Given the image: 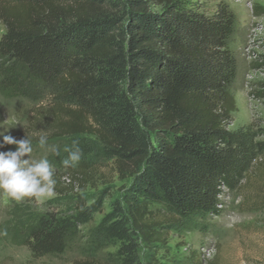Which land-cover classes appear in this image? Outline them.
<instances>
[{"label": "trees", "instance_id": "trees-1", "mask_svg": "<svg viewBox=\"0 0 264 264\" xmlns=\"http://www.w3.org/2000/svg\"><path fill=\"white\" fill-rule=\"evenodd\" d=\"M0 21V95L58 91L51 113L65 143L49 159L95 150L131 180L88 242L94 260L115 251L77 264H143L142 245L166 241L157 208L172 222L218 216L222 189L254 154L250 133L228 128L238 67L227 6L209 17L192 0H0ZM93 210L41 218L23 245L35 259L62 256Z\"/></svg>", "mask_w": 264, "mask_h": 264}, {"label": "rangeland", "instance_id": "rangeland-1", "mask_svg": "<svg viewBox=\"0 0 264 264\" xmlns=\"http://www.w3.org/2000/svg\"><path fill=\"white\" fill-rule=\"evenodd\" d=\"M192 1L206 16H213L220 5L227 6L235 16L229 48L238 70L232 87L235 111L228 128L248 131L254 154L239 184L232 190L222 189L218 216L172 222L157 208L159 218L166 225V241L152 249L142 245L141 261L143 264H264V0ZM5 31L0 21V38ZM57 94L58 91L41 88L38 94L33 92L31 99L8 100L0 95V131L9 128L6 135L30 138L32 159L45 156L49 159L55 148L65 143L54 132L58 119L51 113V107ZM40 135L47 136V149L39 147ZM86 139L94 142L93 137ZM8 150H15V146L0 149ZM49 161L54 166L56 180L52 196L16 201L0 191V264H77L89 258L95 262L115 251L108 248L94 260L89 256L88 242L113 204L123 202L131 180H121L113 163L102 160L95 150L82 157L75 167ZM79 203L94 210L91 221L81 227L78 240L62 256L33 258L23 245L28 227L51 214L75 215Z\"/></svg>", "mask_w": 264, "mask_h": 264}, {"label": "clouds", "instance_id": "clouds-1", "mask_svg": "<svg viewBox=\"0 0 264 264\" xmlns=\"http://www.w3.org/2000/svg\"><path fill=\"white\" fill-rule=\"evenodd\" d=\"M0 131V149L6 145H14L15 150L0 151V191L11 199L20 201L24 198L41 199L54 194L56 180L55 169L45 156L32 159V141L25 137L16 139L8 132ZM41 149H47L48 138L46 135L38 137ZM68 156L62 161L65 167H75L82 159V150L74 146L68 150ZM27 157V158H25Z\"/></svg>", "mask_w": 264, "mask_h": 264}]
</instances>
